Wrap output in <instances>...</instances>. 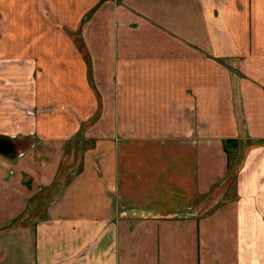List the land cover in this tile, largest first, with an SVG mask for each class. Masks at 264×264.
Segmentation results:
<instances>
[{
  "label": "crops",
  "instance_id": "1",
  "mask_svg": "<svg viewBox=\"0 0 264 264\" xmlns=\"http://www.w3.org/2000/svg\"><path fill=\"white\" fill-rule=\"evenodd\" d=\"M0 139V264H264V0H0Z\"/></svg>",
  "mask_w": 264,
  "mask_h": 264
},
{
  "label": "rangeland",
  "instance_id": "2",
  "mask_svg": "<svg viewBox=\"0 0 264 264\" xmlns=\"http://www.w3.org/2000/svg\"><path fill=\"white\" fill-rule=\"evenodd\" d=\"M16 106L19 108V109H21L25 114H27V115H30V112H29V110H28V108H27V106L25 105V104H23L20 100L19 101H17V104H16ZM40 110H44V109H42V108H39ZM39 110V111H40ZM1 165V164H0ZM15 242V251L17 252V254L19 255V260L20 259H23V260H25L27 257L26 256H28V250H29V248L26 250L25 249V251H24V254L22 255V249H21V245L18 243L19 241H14ZM4 243V242H3ZM7 243L5 242L4 244H3V246L4 245H6ZM5 258V257H4Z\"/></svg>",
  "mask_w": 264,
  "mask_h": 264
},
{
  "label": "water",
  "instance_id": "3",
  "mask_svg": "<svg viewBox=\"0 0 264 264\" xmlns=\"http://www.w3.org/2000/svg\"><path fill=\"white\" fill-rule=\"evenodd\" d=\"M10 151H11V144L6 140L0 139V152L2 154H6L9 153Z\"/></svg>",
  "mask_w": 264,
  "mask_h": 264
}]
</instances>
